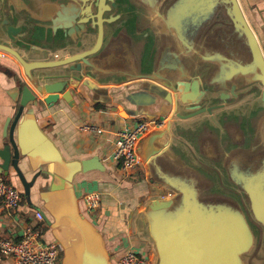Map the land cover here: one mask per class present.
Instances as JSON below:
<instances>
[{"label":"water","instance_id":"95a60500","mask_svg":"<svg viewBox=\"0 0 264 264\" xmlns=\"http://www.w3.org/2000/svg\"><path fill=\"white\" fill-rule=\"evenodd\" d=\"M71 1L70 17L59 16L53 20V27H47L44 24L49 21L42 24L29 14L22 17L21 11L0 0V51L14 58L32 85L5 68L8 93L16 110L13 121L4 128L6 146L0 151V176H8L12 169L27 188L42 180L46 182L47 190L41 197L46 206L43 220L63 248L60 264H113L103 239L92 223L74 210V198L70 196L78 175L103 170L100 159L65 160L36 119V113L46 107L62 101L71 105L74 95L69 91L70 85L80 91V96L94 93L91 84L97 86L104 81L102 72L122 35L121 29L116 31L120 15L115 0L99 1L106 9L99 13L98 20L94 17L98 0ZM128 3L133 8L130 13L135 16L136 33L145 32L148 39L140 46V58L148 44L153 59L149 71L140 68L134 79L157 81L173 93L174 100L168 129L153 131L157 132L151 139H155L153 146L142 150L146 162L151 160L156 166L159 161L168 160L174 150L170 143L162 144L161 139L165 135L173 139L172 129L179 130L178 137L182 136L187 121L205 114L213 121L215 113L250 108L257 100L264 107V53L239 0ZM89 5L93 10L90 19ZM114 12L118 17H114ZM33 28L43 37L39 38L40 47L32 45L38 39ZM110 31L113 36L105 45ZM252 127L253 136L230 151L223 166L230 181L246 194L264 235V187L243 176L246 169L253 172L252 169L264 166V113ZM23 165L32 174L28 184ZM183 167L184 172L177 174L180 180L167 183L176 196L152 201L146 208L157 264H247L245 256L254 246V234L240 205L216 191L215 181L206 174L185 161ZM212 225H219L232 236V243L221 255L209 250L213 239H203V244L194 246L205 230L211 231Z\"/></svg>","mask_w":264,"mask_h":264},{"label":"crops","instance_id":"0c3cea01","mask_svg":"<svg viewBox=\"0 0 264 264\" xmlns=\"http://www.w3.org/2000/svg\"><path fill=\"white\" fill-rule=\"evenodd\" d=\"M118 1L120 19L116 31L121 29L119 33L122 35L117 40L114 55L109 57L108 67L102 72L104 81L97 86L91 84L95 87L93 94L84 92L81 96L80 91H75L74 85H70L69 91L74 95L69 101L71 105L62 101L46 107L36 113V119L65 160L85 161L94 157L100 159L103 170L78 175L74 182V192L70 196L74 198V210L92 223L103 239L112 263L117 264L122 256L133 251L146 255L155 264L157 251L148 233L149 226L145 216L147 206L152 201L169 200L176 196L167 183L180 180L181 176L177 174L184 172L183 161L215 181L216 173L224 170L223 163L228 153L244 141L247 143L253 136L255 128L253 129L252 123L256 124L260 117L261 103L257 100L253 107H243L237 111L248 122L250 132L246 131L244 124L233 125L232 121L238 114L234 111L215 113L213 121L206 114L187 121L180 137L179 130L172 129L175 135L173 139L165 135L161 143H170L174 154L168 160L159 161L157 167L151 160L146 162L142 156L144 148L147 150L153 146L155 139H151L157 132L148 134L140 142L141 164L137 168L138 172L135 171L132 175L122 174L119 164L113 160L116 133L122 128L136 125L141 120L152 119H166V126L162 130H167L173 115L174 100L173 93L157 81L134 79L140 68L142 71H149L153 61L150 58L151 45H145L140 58V46L143 47V41L148 39L145 38V32L136 33L135 16L130 13L133 8L128 0ZM57 2L53 7L44 4L42 7L30 9L29 12L35 19L43 21L42 24L51 19L57 21L64 13L71 14L73 8L70 11L63 0ZM239 3L248 23L256 32L264 53V0H239ZM112 36L113 32L110 31L105 45ZM32 45L40 47L42 42L38 38ZM5 68L12 69L30 84L14 58L0 51V151L6 146L4 128L8 121H13L16 110V105L8 93L10 85ZM39 97L44 98L45 95ZM85 125L96 126L102 133L82 130ZM22 171L28 184L32 174L27 172L25 165ZM3 177L18 190L22 202L15 212H8L0 205V239L19 241L25 230L31 227L40 231L46 245L59 243L48 231L45 222L37 218V213L46 212L41 198L47 190L46 182L42 180L27 188L12 169L8 176ZM93 191L101 193L102 203L95 213L89 214L84 195ZM63 256L62 252L58 264ZM0 264H14V261L0 255Z\"/></svg>","mask_w":264,"mask_h":264},{"label":"built area","instance_id":"2783aa9c","mask_svg":"<svg viewBox=\"0 0 264 264\" xmlns=\"http://www.w3.org/2000/svg\"><path fill=\"white\" fill-rule=\"evenodd\" d=\"M166 126V119L141 120L132 127L122 128L116 133V147L113 160L119 164L124 175H132L141 164L138 153L140 141L153 131H159ZM82 130L102 133V130L92 125H85ZM22 198L16 188L0 178V205L8 212H15L20 207ZM84 202L89 214L95 213L102 203L100 192H87ZM39 221L43 214L37 213ZM63 248L59 243L46 245L37 229L28 227L19 241L0 239V255L11 258L14 264H58ZM117 264H152L148 257H141L136 252H127Z\"/></svg>","mask_w":264,"mask_h":264},{"label":"flooded vegetation","instance_id":"af4514ba","mask_svg":"<svg viewBox=\"0 0 264 264\" xmlns=\"http://www.w3.org/2000/svg\"><path fill=\"white\" fill-rule=\"evenodd\" d=\"M57 1H59V0H4L3 4L4 5H10L11 8L18 9L19 11H21V16L23 17V16H26L27 14L32 16V14L29 12V10L34 8V7H42V5H44V4H46L45 6L53 7L54 5H57V3H58ZM99 1L100 0H98V2L95 3V4L98 3L97 6L95 5L96 15H94V17L96 20H98L97 17L99 16V13L101 12V14H102L103 10L106 9V5L103 2L101 3ZM115 2L117 4L118 8H120L119 1L115 0ZM63 3L65 4V7L69 8V10L73 8L72 7L73 3L71 0H63ZM88 9H89V11H88L89 17H87V18L90 19L93 16L92 15L93 10H92L91 5H89ZM62 16L69 18L70 14L64 13ZM114 17H118L116 12H114ZM25 19L27 20V18H25ZM48 21H49V23L44 24V26L53 27L54 21L52 19L48 20ZM91 21L92 20H90V22ZM28 28H32V26H29ZM52 29L54 30V28H52ZM27 33L30 34V31H27ZM33 33L35 35L37 34V38H43L42 35L39 36L38 33L41 34V32H39L38 29L33 28ZM49 34H50V31H49ZM49 38H51V36H49ZM26 39H28V37H26ZM250 98H253V97H250ZM256 98H258V97H256ZM241 108L242 107H240L239 109H241ZM239 109L231 110L232 112L234 111V113H238V114H236L232 123L234 126L244 124L246 131L250 132V127L248 125V122H246V120L243 117H241V114H239V112H237ZM245 109H246V107H245ZM260 112H261V114L264 113V107H263L262 103H261ZM246 146H248V145H246ZM254 169L255 170L252 169L253 172H251V169H246L245 171H243V176L246 178L252 179L255 182L261 183L262 187H264V166L256 167ZM215 190L224 194V195L232 197L234 200H236L238 202V204L240 205V207H241V209L245 215V218H246V220H247V222L251 228L252 226H251V223L249 221L250 216H251V218L253 217V219L255 221H256V219H255V217L251 211V207H250V204L246 198V194L245 193L243 194L242 192H240L239 188L234 183H232L230 181L225 170H221L218 174L215 175ZM258 225L260 226L261 232L263 233L262 225L261 224H258ZM210 229H211V231H207V230L204 231V233L200 236L201 239H197V241L194 242V246L197 247V245L199 243L203 244V242L201 241L203 239H204V242L205 241H211L213 239V241H211V243L208 244L209 250L214 252L215 254L221 255L223 253L225 247L232 243V236L228 233V231L226 232L225 229L221 228L219 225H212ZM157 262H158V254H157V259H156L155 264H157Z\"/></svg>","mask_w":264,"mask_h":264},{"label":"rangeland","instance_id":"374dc122","mask_svg":"<svg viewBox=\"0 0 264 264\" xmlns=\"http://www.w3.org/2000/svg\"><path fill=\"white\" fill-rule=\"evenodd\" d=\"M136 172H138V169H136ZM249 221L252 226L251 230L254 233V246L252 250L250 251V253L245 256L246 262L247 264H264V254H263L264 236H263V233L261 232L260 226L253 219V217L251 218L250 216ZM136 253L140 255L141 257H145V258L147 257L146 255H143L141 253H138V252ZM155 259H156V255H155Z\"/></svg>","mask_w":264,"mask_h":264},{"label":"trees","instance_id":"16d2710c","mask_svg":"<svg viewBox=\"0 0 264 264\" xmlns=\"http://www.w3.org/2000/svg\"><path fill=\"white\" fill-rule=\"evenodd\" d=\"M1 177H3V176H1ZM2 179H4L5 180V178L3 177Z\"/></svg>","mask_w":264,"mask_h":264}]
</instances>
